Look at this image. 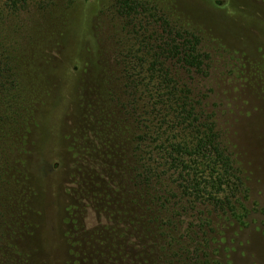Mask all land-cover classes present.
<instances>
[{"label":"rangeland","instance_id":"374dc122","mask_svg":"<svg viewBox=\"0 0 264 264\" xmlns=\"http://www.w3.org/2000/svg\"><path fill=\"white\" fill-rule=\"evenodd\" d=\"M147 1L210 54L207 75L184 77L205 93L246 182L237 215L208 203L185 212L178 173L157 187L133 178L140 116L126 106V81L140 67L126 49L139 47L135 32L157 30L153 20L125 27L114 0H54L50 11L32 0L19 14L0 8V52L15 57L0 64V86L19 95L11 66L20 62L19 98L36 113L27 130L2 122L10 159L27 164L5 176L0 264H192L197 247L213 264H264V0ZM169 216L175 227L163 226Z\"/></svg>","mask_w":264,"mask_h":264},{"label":"trees","instance_id":"16d2710c","mask_svg":"<svg viewBox=\"0 0 264 264\" xmlns=\"http://www.w3.org/2000/svg\"><path fill=\"white\" fill-rule=\"evenodd\" d=\"M31 1L0 0V8L12 14H19L30 9ZM40 1L45 5L42 8H45V11H50L55 3L54 0ZM113 7L125 21V27H143L146 21L150 20H153L157 27V30L141 37L135 32L136 39L139 38V47H136L134 42L128 49L125 48L127 53L137 56L138 61L134 68L140 67L138 73L134 76L128 75L126 81L131 91L126 106L140 116L139 123L134 129L137 133L133 132L130 138V142L135 145L133 152L138 156V159L131 163L133 165L131 170L133 173L141 171L133 176L139 184L137 186L157 187L158 185L154 183L156 180L164 184L166 182L164 173L169 170L172 174L178 173L181 179L180 194L187 198L189 203V206L184 208L185 212L195 210L198 213L200 209H205L208 203L219 210L231 211L237 215L238 205L242 204L243 196L246 197V182L225 143L215 112L207 109L205 93L196 91L191 80L184 77L185 72L188 75L193 73L207 75L210 71V54L202 49L200 35L191 30L181 29L161 8L147 0H114ZM0 57V64L4 62L7 65L15 59L6 48L0 52ZM73 58L76 62L79 61L78 55ZM11 69L17 78L16 88L20 95L24 87L20 79L22 77L20 62L17 61L16 66L14 64ZM0 73L2 75L1 68ZM2 81L0 78V85L5 86ZM24 83L26 89L27 83ZM68 83L70 85V82ZM2 86H0V200L5 193L2 192L3 189L12 194L13 181L5 179V176L20 161L27 164L25 158L10 159L9 154L13 147L11 144L5 146L3 143L6 124L3 123L11 125L16 123L18 127L27 130L29 123L36 118L33 107L25 99L19 98L17 92L8 94L9 88ZM14 104L18 106L19 112L10 109ZM2 105L7 107L6 110L10 109L5 111V116ZM17 115L19 119L15 118ZM166 164L167 170L161 169ZM169 217L171 220H164L163 226L175 227L177 223L175 225L172 220L174 216ZM199 219L202 224L197 226L202 228L206 223L200 216ZM163 234L165 235V232ZM196 251L199 252L192 264H213L207 260V254L204 256L201 254L203 249L199 250L197 247Z\"/></svg>","mask_w":264,"mask_h":264}]
</instances>
